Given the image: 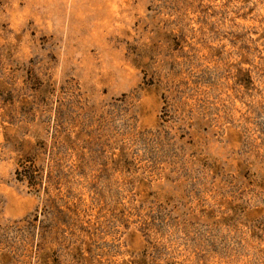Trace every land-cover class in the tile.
Listing matches in <instances>:
<instances>
[{"label":"rangeland","instance_id":"obj_1","mask_svg":"<svg viewBox=\"0 0 264 264\" xmlns=\"http://www.w3.org/2000/svg\"><path fill=\"white\" fill-rule=\"evenodd\" d=\"M0 264H264V0H0Z\"/></svg>","mask_w":264,"mask_h":264},{"label":"trees","instance_id":"obj_2","mask_svg":"<svg viewBox=\"0 0 264 264\" xmlns=\"http://www.w3.org/2000/svg\"><path fill=\"white\" fill-rule=\"evenodd\" d=\"M31 174H29V176H30ZM31 177V176H30Z\"/></svg>","mask_w":264,"mask_h":264}]
</instances>
